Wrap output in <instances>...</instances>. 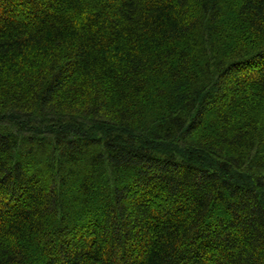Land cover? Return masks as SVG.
<instances>
[{"label": "trees", "instance_id": "1", "mask_svg": "<svg viewBox=\"0 0 264 264\" xmlns=\"http://www.w3.org/2000/svg\"><path fill=\"white\" fill-rule=\"evenodd\" d=\"M0 264H264V0H0Z\"/></svg>", "mask_w": 264, "mask_h": 264}]
</instances>
